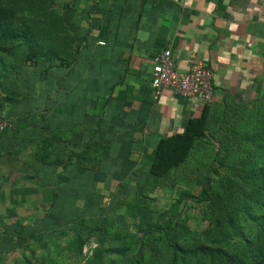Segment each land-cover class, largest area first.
I'll return each mask as SVG.
<instances>
[{"label":"rangeland","instance_id":"rangeland-1","mask_svg":"<svg viewBox=\"0 0 264 264\" xmlns=\"http://www.w3.org/2000/svg\"><path fill=\"white\" fill-rule=\"evenodd\" d=\"M78 15L74 0H0V19L30 31L39 44L34 52L24 43L0 40V59L6 63L0 64V105H7L5 97H13L20 100L13 105L14 113L45 112L51 82L62 77L60 64L81 39L83 21ZM3 69L11 77L5 78ZM243 113L245 119L221 129L219 138L216 132L214 141L204 130L203 140L195 142L189 157L166 177L142 170L128 181H111L114 177L108 174L100 178L108 181L94 185L82 178L71 181L69 172L75 168L68 170L63 184L57 183L63 160L48 150L55 143L46 133L20 148L0 137V264H104L109 249L127 256L111 255L107 264H171L169 246L174 242H201L234 253H242L244 244L257 248V232L264 242V179L250 180L246 173L264 167V102ZM216 150L223 165L213 173ZM49 162L59 167L53 171ZM209 176L210 200L201 201ZM186 199L179 224L157 231V226L172 224ZM149 227L154 231L145 232ZM246 257L245 264H264L258 250L250 249Z\"/></svg>","mask_w":264,"mask_h":264},{"label":"crops","instance_id":"crops-1","mask_svg":"<svg viewBox=\"0 0 264 264\" xmlns=\"http://www.w3.org/2000/svg\"><path fill=\"white\" fill-rule=\"evenodd\" d=\"M74 1L81 39L51 82L47 111L32 114L46 118L55 146L74 150L72 164L119 182L131 168H147L161 140L191 120L205 116L214 141L245 119L248 106L264 102V0ZM168 46L178 70L197 61L211 69V102L175 88L153 98V58Z\"/></svg>","mask_w":264,"mask_h":264},{"label":"trees","instance_id":"trees-1","mask_svg":"<svg viewBox=\"0 0 264 264\" xmlns=\"http://www.w3.org/2000/svg\"><path fill=\"white\" fill-rule=\"evenodd\" d=\"M0 40L4 42L18 43L17 45L19 46H21L22 43H24L25 45L30 47L32 51H34L39 45L33 33H31L30 31L28 32L25 29L16 27V25L3 19H0ZM34 58L37 59L38 57H34ZM68 63L69 61L65 60L60 65L65 67L66 64ZM0 64L5 65L6 63L0 59ZM2 75H4L5 78L11 77L8 73H6V69H3ZM12 75L16 76V74H12ZM18 102H20L18 98L15 99L13 97H5V104L6 103L7 105L10 104L11 105L10 108L5 109L7 105H3V104L0 105V120H7L9 123V125L5 128V130L0 131V137L4 138L3 140H5L8 144H10L11 147H15V148L27 146L32 141V139L39 133H46L47 135L46 127H45L46 118H42L39 120L35 118L33 115L29 116L30 113L27 115L24 114L19 115L18 113H14L13 105L17 104ZM57 111L63 112L62 108H58ZM205 119L206 117L203 116L202 118L191 120L187 129L183 133L176 134L166 139H162L157 150L154 153V156L148 158L149 159L147 161L148 167L143 169L131 168L130 170L133 171L131 173L132 176L139 175L143 172L142 170H146V172L153 177L156 178L166 177V175H168L173 168L180 166L189 157L191 148L194 145V143L203 140L204 130L206 129ZM42 121L44 123L43 124L44 126L43 129L40 130L38 124L39 122ZM47 138L51 139V141H54L53 138H49L48 135ZM48 150L50 152H53L52 154H54L55 156L57 155L58 160L61 159L63 160L62 165L64 167L58 173L57 178L59 180L57 183L60 182L63 184V179L65 175L68 174L69 172L68 170L70 168L71 169L75 168L73 170L74 171L73 173L72 170L69 172L70 173L69 179H73L71 181L79 182V180H81L80 178H82L85 180L86 183H92V185L100 182L99 179L102 177L98 176V174H94L95 170L91 171V169L93 168H86V167L77 166L76 164H72L73 162L72 159L75 156V154H74V150H72L71 148L67 149L66 146L65 148H63L62 146L52 145L51 147L50 146L48 147ZM84 153H87V151H85ZM77 154L80 155V153ZM38 160L40 161V156H38ZM212 161L216 165L212 169V171L213 173H218L220 167L223 165V160L222 157L220 156V152H218L217 150L214 152ZM49 166H53L54 167L53 171H55V169L59 167V164L57 163L53 164L49 162ZM92 175H94V177H92ZM130 177L131 175L122 177L121 181L122 179L128 181L130 180L129 179ZM246 177L250 180H256L259 178L264 179V167L247 170ZM60 187L61 186H58V188ZM208 187H211L210 176L203 184V188L201 190V201L210 200ZM55 198L56 197H54V199ZM56 200L57 199H55L54 202ZM188 201H189L188 199L184 201L181 210L178 211V214L173 219L171 225L165 227L157 226L155 229L157 231H168L172 228H175L179 224V220L182 217L181 215L185 209L183 207L185 206V204L187 205ZM54 202H52V207ZM229 219L231 222L233 221V219L231 218ZM261 223L264 228V222ZM148 231H154V228L149 227L145 232ZM33 235L35 234L32 233L29 236L33 237ZM261 236L262 233L260 232L259 233L257 232L254 236L256 240L259 239V242H256L257 248H251L252 246H247L246 244H244V246L240 248V250L243 249L242 253L229 252L224 248L211 247L210 245H206L205 243H201V242H198L197 244H194L192 246H185V245H181L178 242H174L171 244V246H169L172 251V254L170 256V262L171 264H179L180 262H185L187 260L206 258L210 261V264H218L219 262L223 263V261L225 262V260H227L229 264H245L247 259L246 254H248L250 249L258 250V252L264 256V242H260ZM250 243L253 242H249V244ZM8 246H11L10 243L7 245V247ZM104 255H105L104 264H107V259L111 255L127 256L126 252L120 249L106 250Z\"/></svg>","mask_w":264,"mask_h":264},{"label":"built area","instance_id":"built-area-1","mask_svg":"<svg viewBox=\"0 0 264 264\" xmlns=\"http://www.w3.org/2000/svg\"><path fill=\"white\" fill-rule=\"evenodd\" d=\"M153 60L151 86L155 100L168 88H175L185 97L198 98L207 103L213 100V72L203 61L195 62L187 71L178 70L170 46L157 53ZM8 125L7 120H0V131Z\"/></svg>","mask_w":264,"mask_h":264}]
</instances>
